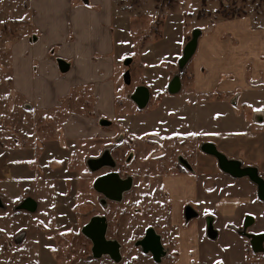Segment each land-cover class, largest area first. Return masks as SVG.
<instances>
[{
  "label": "rangeland",
  "instance_id": "1",
  "mask_svg": "<svg viewBox=\"0 0 264 264\" xmlns=\"http://www.w3.org/2000/svg\"><path fill=\"white\" fill-rule=\"evenodd\" d=\"M38 2L44 0H0V264H114L94 259L91 241L81 234L99 215L108 217V238L122 246L121 264H155L137 246L148 227L162 235L170 253L161 262L172 264L175 226L162 184L180 171L174 158L190 164L198 177H231L202 150L211 143L264 180V0H89V6L69 0L73 10L85 7L101 15L103 8L110 33L101 29L112 53L82 64L52 47L55 79L47 73L55 81L56 100L46 108L32 103L26 89L16 91L15 81L26 74L24 68L17 72L15 48L23 42L33 47L42 34L34 22ZM196 31L197 51L181 66ZM58 58L71 64L69 73H60ZM127 58L130 67L124 65ZM39 76L34 69L33 80ZM175 77L181 89L173 94L168 87ZM139 86L150 91L144 109L132 102ZM102 120L112 125L102 127ZM106 150L117 168L92 167ZM129 152L135 153L132 163ZM110 171L134 182L118 202L93 187ZM247 179L241 180L248 181L245 192L255 204L243 216H253L256 224L245 230L240 220L229 227L241 236L246 264H264L246 237L264 232V202ZM28 199L35 210L22 209Z\"/></svg>",
  "mask_w": 264,
  "mask_h": 264
},
{
  "label": "crops",
  "instance_id": "2",
  "mask_svg": "<svg viewBox=\"0 0 264 264\" xmlns=\"http://www.w3.org/2000/svg\"><path fill=\"white\" fill-rule=\"evenodd\" d=\"M33 10L40 14L38 21L35 19L34 22L42 34L33 47L23 42L15 48L17 72L21 73L20 68H24L26 73L16 78V91L21 88L24 93L26 89V96L32 103L46 108L54 105L56 100L55 81H50L47 73L51 71V78L55 79L56 69L48 57L51 48L59 46L60 50H65L66 57L82 64L98 53L108 56L112 53V43L109 41V46L105 43L107 36L101 26L109 32L111 18L106 16L103 8L101 15L98 14L100 11L91 13L85 7L73 10L69 0H44L42 5L39 2L35 4ZM34 69L40 74L37 81L33 80ZM247 185L246 180L223 174L169 177L165 187L170 199V221L175 226L173 264H246L241 236L231 227H238L237 223L243 220L246 209L255 204L253 195L245 192ZM209 189L213 191L209 192ZM191 204L196 205L198 211L194 209L196 217L188 220L185 208ZM208 218H211L216 238L214 235L209 238Z\"/></svg>",
  "mask_w": 264,
  "mask_h": 264
},
{
  "label": "water",
  "instance_id": "3",
  "mask_svg": "<svg viewBox=\"0 0 264 264\" xmlns=\"http://www.w3.org/2000/svg\"><path fill=\"white\" fill-rule=\"evenodd\" d=\"M83 3L84 5L89 6V0H83ZM199 35V32L196 31L193 35V39L185 47L184 55L181 60V66H185L196 53ZM131 62L132 59L127 58L124 62V65L128 67ZM57 64L61 74H67L71 71L72 66L66 60L58 58ZM124 78L127 83L130 82L129 72H126L124 74ZM172 87L173 88L171 89V92L175 93L179 91L180 87L178 78H176V81L174 82ZM132 99L139 108L143 109L146 107L149 101V91L144 87L138 88L136 93L132 96ZM100 125L102 127H109L111 125V122L102 120L100 121ZM205 151L217 158L219 167L225 174L235 179L249 178L258 187L259 199L264 202V180L259 176L256 169H243L239 163L229 161L214 146H209ZM91 162L92 163L90 164L94 168H96L97 164H99L96 160ZM117 184H121V180L119 179L118 175L111 174L97 181L95 183V190L97 192L103 193L104 196L109 200L118 201L121 199V194L125 189L123 187L118 188ZM27 201L30 203V205L25 204L24 206L29 208L30 210H35L37 207L36 203L32 200ZM2 206L3 204L0 198V208ZM253 223L254 219L251 216L247 217L245 220V229L253 225ZM207 230L209 235H214V238L217 237V233L213 230V225L211 222L208 223ZM83 233L93 242V255L95 258H100L103 255H110L113 259L119 260V244L114 241H107L106 239L107 224L105 218H93L91 222L84 228ZM246 237L250 239V245L255 253H264V234H246ZM140 245L144 249V251L150 252L158 261L160 260L161 256L166 255L161 244L160 237L157 236L152 229L147 232L146 238L140 243Z\"/></svg>",
  "mask_w": 264,
  "mask_h": 264
},
{
  "label": "flooded vegetation",
  "instance_id": "4",
  "mask_svg": "<svg viewBox=\"0 0 264 264\" xmlns=\"http://www.w3.org/2000/svg\"><path fill=\"white\" fill-rule=\"evenodd\" d=\"M131 59V58H130ZM132 65V62H131V64L128 66V67H130ZM126 72H129V74H130V82L129 83H127L126 81V84L127 85H130L131 84V72L128 70V71H126ZM125 72V73H126ZM124 73V74H125ZM176 78H178L179 79V77H175V79L173 80V82L172 83H170V85H169V91L171 92V89L173 88L172 87V85L174 84V82L176 81ZM141 87H144V88H146L148 91H149V89L147 88V87H145V86H139V87H137L136 88V90H135V92H134V94L136 93V91H137V89L138 88H141ZM179 91H180V89H181V83H180V80H179ZM178 91V92H179ZM178 92H175V93H173V92H171V93H173V94H176V93H178ZM133 94V95H134ZM132 95V96H133ZM149 101H150V91H149ZM149 101H148V103H147V105L146 106H148V104H149ZM132 102L135 104V102L133 101V99H132ZM136 105V107L138 108V109H141V108H139L138 106H137V104H135ZM144 109V108H143ZM109 122H111V121H109ZM111 125H112V122H111ZM110 125V126H111ZM109 126V127H110ZM118 140V139H117ZM165 140L163 139V142H164ZM178 142L180 143V141L178 140ZM177 142V143H178ZM129 144V143H128ZM152 146H154V145H152ZM209 146H214V144H211V143H207V144H204L203 146H202V150L204 151V152H206L205 150L209 147ZM215 147V146H214ZM216 148V147H215ZM117 152V151H116ZM107 153V154H106ZM109 153H110V150H106L105 151V153L102 155V157L100 158L101 160H98L97 162L99 163V164H97V166H96V168L97 167H99V166H101V165H103V164H109L111 167H116V163H118L116 160H114L113 158H112V156L111 155H109ZM207 153V152H206ZM221 153V152H220ZM223 154V153H222ZM210 155V154H209ZM224 155V154H223ZM116 156V155H115ZM160 157H163V156H165V153H163L162 155H159ZM166 156H167V154H166ZM211 156H213V155H211ZM225 156V155H224ZM134 157H135V153H133V152H129V158H128V163H132V161L134 160ZM214 158H216L215 156H213ZM212 157V158H213ZM226 157V156H225ZM179 158L180 157H176V158H174V160H175V163H178V165H176L177 166V168H179L180 169V171H182L181 169H183V172H180V171H178V172H176V176L174 175V174H171V176H175V177H181V175H186V176H189V177H191V176H193V177H195L196 175H195V173H194V170H193V168H192V166L190 165V164H188V163H186L185 161H183L182 159H180L179 160ZM227 158V157H226ZM217 159V158H216ZM228 159V158H227ZM173 160V161H174ZM229 161H232V162H235V163H240L239 161H235V160H232V159H228ZM218 161V160H217ZM173 163V162H172ZM219 163V162H218ZM117 168V167H116ZM248 168H253V167H248ZM243 169H245V168H243ZM253 169H255V168H253ZM184 172L185 173H187V174H184ZM191 172H193V173H191ZM111 174H116V175H118V177H119V179L121 180V184H117V187L118 188H124L125 190L122 192V194H121V199L125 196V194L126 193H128L131 189H132V187H133V185H134V182H133V179L132 178H130V177H125V178H123L120 174H119V172H116V171H110V172H108V173H106V174H103V175H101V176H99L96 180H95V182H94V185H93V187H94V190H95V183L97 182V181H99L101 178H103V177H105V176H109V175H111ZM260 176V175H259ZM261 177V176H260ZM262 178V177H261ZM247 180H249V179H247ZM250 183H251V181H250ZM253 185V184H252ZM115 186V185H114ZM162 188L164 189L163 191H164V193H165V195L167 196V191H166V187H165V184H164V182H163V184H162ZM210 191L212 190V189H209ZM96 191V190H95ZM97 192V191H96ZM98 194H100L101 196H103V198L104 199H107L105 196H104V194L103 193H100V192H97ZM258 197H259V194H258ZM120 199V200H121ZM28 200H31V199H28ZM108 201H112V202H118V201H114V200H109V199H107ZM2 201V200H1ZM27 201V200H26ZM24 202L23 204H22V209L23 210H28V211H31L29 208H27V207H25L24 205L25 204H28V205H30V203L27 201V202ZM33 201V200H32ZM37 208V207H36ZM194 208H195V205L194 204H191V205H189V206H187L186 208H185V215H186V218L189 220V219H192V218H195L196 217V215H197V212H195L194 211ZM2 209V208H1ZM118 215H123V213H121V214H118V213H116V214H114V212L112 213V216H118ZM249 216H251V215H245L244 216V218H243V228L245 229V220H246V218L247 217H249ZM95 217H101V218H105V220H106V224H107V233H106V239H107V241H114V242H116V243H118L119 244V246H120V249H119V253H120V257H119V260H115V259H113L110 255H103L102 257H100V258H95L94 257V255H93V242L91 241V239H89L84 233H83V230H84V228L91 222V220L93 219V218H95ZM110 217V216H109ZM253 219H254V222L255 223H253L254 225L256 224V221H255V218L253 217V216H251ZM119 220V219H118ZM207 221H206V223H207V226H208V223L209 222H211V218H208V219H206ZM117 225H119V223L117 222ZM251 226H253V225H251ZM250 226V227H251ZM249 228V227H248ZM248 228H246V229H248ZM108 229H109V222H108V217H106V216H94V217H92L83 227H82V229H81V234L85 237V238H87V239H89L90 241H91V243H92V255H93V258L94 259H101V258H106L108 261H110L111 263H114V264H121L122 262H123V260H124V256L122 255V253H121V251H122V246H121V244L118 242V241H116V239H113V238H108V236H107V234H108ZM154 230V232L156 233V235L157 236H159L160 237V239H161V244H162V246H163V249H164V251H165V254L166 255H164V256H161L160 257V260L158 261L157 259H155V257L150 253V252H146V253H150L151 255H152V259H153V261H154V263L155 264H160V263H162V262H164L163 261V259L167 262L168 261V259L167 258H169V256H170V253H168L167 252V250L165 249V247H164V245H163V237H162V235H160V234H158L155 230H156V228H153V227H148V228H146V232H145V235H144V237L142 238V239H140L139 241H137V246L139 247V248H141L143 251H144V249L141 247V245H140V243L142 242V241H144V239L146 238V235H147V232L149 231V230ZM245 229V230H246ZM264 234V232H260V233H249V235H263ZM264 246V245H263ZM259 254H261L262 256H264V253H259ZM172 257V261L174 262V260H173V258L175 259V257H174V255H172L171 256ZM162 261V262H161ZM163 264V263H162ZM173 264V263H172ZM257 264H262L261 263V261L260 262H258Z\"/></svg>",
  "mask_w": 264,
  "mask_h": 264
},
{
  "label": "trees",
  "instance_id": "5",
  "mask_svg": "<svg viewBox=\"0 0 264 264\" xmlns=\"http://www.w3.org/2000/svg\"><path fill=\"white\" fill-rule=\"evenodd\" d=\"M235 17H237V16H233V17H231V18H235Z\"/></svg>",
  "mask_w": 264,
  "mask_h": 264
},
{
  "label": "snow or ice",
  "instance_id": "6",
  "mask_svg": "<svg viewBox=\"0 0 264 264\" xmlns=\"http://www.w3.org/2000/svg\"><path fill=\"white\" fill-rule=\"evenodd\" d=\"M193 135H194V133H193Z\"/></svg>",
  "mask_w": 264,
  "mask_h": 264
}]
</instances>
